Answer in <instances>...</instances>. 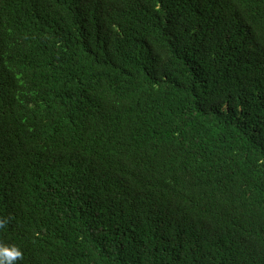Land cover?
<instances>
[{"label": "trees", "instance_id": "trees-1", "mask_svg": "<svg viewBox=\"0 0 264 264\" xmlns=\"http://www.w3.org/2000/svg\"><path fill=\"white\" fill-rule=\"evenodd\" d=\"M0 222L14 264H264V0H0Z\"/></svg>", "mask_w": 264, "mask_h": 264}, {"label": "clouds", "instance_id": "clouds-1", "mask_svg": "<svg viewBox=\"0 0 264 264\" xmlns=\"http://www.w3.org/2000/svg\"><path fill=\"white\" fill-rule=\"evenodd\" d=\"M0 226H2V222H0ZM21 257L22 252L18 248L0 246V264H14Z\"/></svg>", "mask_w": 264, "mask_h": 264}]
</instances>
